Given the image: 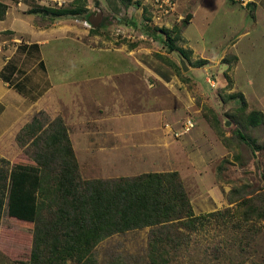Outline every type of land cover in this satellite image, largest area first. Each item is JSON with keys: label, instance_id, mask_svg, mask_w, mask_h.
Listing matches in <instances>:
<instances>
[{"label": "crops", "instance_id": "1", "mask_svg": "<svg viewBox=\"0 0 264 264\" xmlns=\"http://www.w3.org/2000/svg\"><path fill=\"white\" fill-rule=\"evenodd\" d=\"M50 1L0 0L5 6L0 18V208L2 213L5 210V218L13 224L8 219L7 202L14 162L26 160L16 136L39 112L51 119H63L83 178L176 171L196 216L228 206L230 187L220 180L225 166L218 178L216 172L230 143L226 147L213 129L209 140H200L199 136H187L192 130L174 138L165 128L168 124L172 130H178L184 119L191 117L194 103L188 86H199L196 77L200 70L206 74L211 69L219 75L223 73L225 55L214 57L205 47L179 43L192 52L195 60L208 62L203 66L188 65L183 77L189 81L184 82L173 71L174 65L164 61L171 53L167 52L161 32L155 33L148 27L145 31L152 33V37L148 34L150 40L136 44L119 42L107 34V16L111 13L107 0H88V13L81 17H56L43 11L61 8L69 2ZM204 1L199 0L196 8ZM179 2L176 19L189 14L187 28L194 18L188 6L190 0ZM227 3L248 9L249 15L263 23L264 33V0ZM140 5H119L118 24L139 26ZM97 12L101 15L100 27L92 32V27L82 22L89 21ZM227 54L237 60L227 73L234 89L239 84L240 72L256 71L241 66L239 53ZM224 75L223 79L219 77L220 85L226 81ZM251 80L247 83L254 86L257 81ZM193 112L201 114L198 108ZM216 112L222 119L221 111ZM202 148L214 154H202ZM200 182L208 183L197 191Z\"/></svg>", "mask_w": 264, "mask_h": 264}, {"label": "trees", "instance_id": "2", "mask_svg": "<svg viewBox=\"0 0 264 264\" xmlns=\"http://www.w3.org/2000/svg\"><path fill=\"white\" fill-rule=\"evenodd\" d=\"M107 2L111 9L107 18L118 23L119 5L127 8L132 4H141L140 0ZM87 4L88 0H69L61 8L42 10L56 17H81L88 13ZM4 11L5 6L0 3V18ZM189 18L187 14L179 25L160 29L165 35L167 51L178 54L186 63L191 52L179 46L177 41ZM99 27L100 24L90 30L95 32ZM235 60V56L222 59L226 65L225 76ZM207 63L200 59L194 62V66ZM175 69L180 74L178 64ZM182 80L189 81L183 77ZM232 85L230 82L226 90H231ZM225 97L240 99L241 105L227 112V117L239 124L234 130L235 135L245 143L249 142V137L243 134L241 128L264 127L263 113L255 109L245 112L247 104L242 92L228 93ZM208 109L210 114L203 113V117L227 147L229 138L224 136L222 120L214 108ZM250 140L255 143V149L260 147L254 138ZM16 142L23 155L31 160L30 163L15 160L8 186V216L20 231L26 230L30 236L29 258L19 264H97L94 251L103 239L147 227L150 228V264H167L169 259L164 256H169L170 251H177L185 244L186 233L192 234L210 218H221L223 221L235 218L238 225L250 219L264 220L263 194L237 198L231 191L228 194V205L231 206L196 216L185 185L176 171L131 177L83 178L67 127L60 116L51 119L44 112H39L19 131ZM224 161L217 168V178ZM168 237H173L175 245L166 240ZM2 260L8 258L0 250Z\"/></svg>", "mask_w": 264, "mask_h": 264}, {"label": "rangeland", "instance_id": "3", "mask_svg": "<svg viewBox=\"0 0 264 264\" xmlns=\"http://www.w3.org/2000/svg\"><path fill=\"white\" fill-rule=\"evenodd\" d=\"M46 1L51 3L50 0ZM198 1L190 0L189 3L186 2L192 10L191 13L194 18L193 22L186 28L185 34L184 28L179 35L177 44L183 45V43H187L194 47L202 46L207 49L208 54L214 57L215 55L224 54L225 59L230 56L227 53H239L242 57L241 66L248 69L254 68L256 73L240 72L241 77L238 86L234 89L226 90V87L231 82L229 75H224V80L226 81H221L222 85L219 83V77L223 79L224 72H227L225 71V64L222 65L224 66V71L220 75L213 69H211L213 71L209 70L207 74L204 70H200L198 78L196 77L199 86L195 88L192 85L188 86L194 103V107L190 109L194 127L191 132L186 134L187 136H199L200 140H209L212 126L207 121L205 122L200 115L203 116V113L209 115L208 108H215L221 111V120L225 129L224 136L229 138L230 145L227 148H230V151L227 150L228 154L222 159L225 160L222 162V169L225 166V170L223 172L224 177L220 180L225 184L228 183L229 192L231 191L234 197H248L257 193L264 195V127L261 126L256 129L241 128L243 134L249 137V142L245 143L240 140L234 133L236 126L238 128L239 124L237 125V122L234 121L235 119L227 117V112L239 107L241 101L238 97L234 99L225 97L228 93L242 92L247 104L244 108L245 112L254 109L264 111V78L261 79L264 77L263 23L259 19H255L254 15H249L248 9L242 8L237 4L230 6L227 0H205L199 8H196ZM140 2L142 19L139 26H135V28L145 31V29H148L145 23L150 13L147 3H144V0H140ZM176 3L177 12L179 0H176ZM176 12L167 19L168 24L165 23L166 26H156L153 31L160 33L161 28L171 29L174 25H179L184 17L176 19ZM106 24L110 27L107 34H110L118 22L107 18ZM145 32L152 37V33ZM162 35L164 36L162 41L166 46L165 35L163 33ZM170 55L171 57L164 59L165 63L169 66L178 64L180 66V74H178L174 66L173 71L182 77L186 75L187 72L182 70L179 55L173 52ZM193 57L191 52L188 62L190 64L184 60L187 66H194V62L200 60H195ZM233 63L232 66L234 67L237 64V60ZM208 79L214 86H211L210 82L207 81ZM251 79L257 81L254 86L247 83ZM262 85L263 87H261ZM202 93L203 95H201ZM194 108H198L201 114L193 112ZM250 138H254L256 145L260 147L255 149V143L253 144ZM201 151L202 154H214L211 150L203 148ZM22 157L26 158V160H23L24 162H31L23 154ZM205 180H208V177ZM206 183L208 182L204 184L200 182L197 191L203 190ZM228 194L227 196H229ZM1 197L3 198V195ZM4 212L5 210L2 213L0 208V250L8 260H2L0 264L25 262L28 260L30 253L29 232H26V230L20 231L14 221L12 224L5 218L6 212ZM8 219H10L9 216ZM10 220L12 221V219ZM237 222L238 219L235 218L230 221H223L221 218H210L203 225H199L192 234L186 231L185 244L179 246L177 251H170L169 256H164V258L169 259L167 264L264 263V220L250 219L248 222L243 221L239 225L236 224ZM149 229L147 227L125 231L103 239L97 244L94 251L96 263L150 264L148 253ZM172 239L173 237H168L166 240L175 245V241L172 242Z\"/></svg>", "mask_w": 264, "mask_h": 264}, {"label": "built area", "instance_id": "4", "mask_svg": "<svg viewBox=\"0 0 264 264\" xmlns=\"http://www.w3.org/2000/svg\"><path fill=\"white\" fill-rule=\"evenodd\" d=\"M240 2H244L245 0H239ZM144 3L148 5L149 18L146 20L145 25L150 28L166 26L168 24L167 19L176 12V0H144ZM83 25L90 28L91 25L89 21L84 20ZM166 23V24H165ZM111 37L116 40H124L128 43H134L139 41H148L150 40V36L145 32L141 31L139 28L130 27L123 24H117L114 26L110 33ZM14 42H20L19 40H15ZM211 86L214 84L208 79ZM194 127V122L191 117H186L183 121L182 126L178 130H172L170 126L167 124L165 128L169 129L174 138H179L182 135L189 132Z\"/></svg>", "mask_w": 264, "mask_h": 264}, {"label": "water", "instance_id": "5", "mask_svg": "<svg viewBox=\"0 0 264 264\" xmlns=\"http://www.w3.org/2000/svg\"><path fill=\"white\" fill-rule=\"evenodd\" d=\"M100 13L97 12L96 14L91 15V17L89 18V23L91 25L92 28H95L96 26H98L99 21H100ZM181 67L183 71H187L188 70V66L186 65L185 61L183 59H181Z\"/></svg>", "mask_w": 264, "mask_h": 264}]
</instances>
